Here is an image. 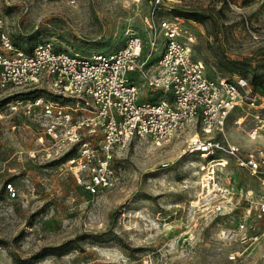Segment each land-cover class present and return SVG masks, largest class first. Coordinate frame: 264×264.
<instances>
[{
    "label": "rangeland",
    "instance_id": "obj_1",
    "mask_svg": "<svg viewBox=\"0 0 264 264\" xmlns=\"http://www.w3.org/2000/svg\"><path fill=\"white\" fill-rule=\"evenodd\" d=\"M151 18H177L191 29L193 54L209 76L244 77L253 92L264 95V0H0L2 29L24 50L51 40L59 50L109 53L134 31L147 41ZM162 41L161 36L149 61L160 55ZM149 49L145 44L144 57ZM32 94L47 91L14 92ZM255 112L237 108L228 118L225 136L239 147L240 157L264 149V128L250 136ZM260 114L264 119V109ZM40 123L0 107V264L264 262V218L254 208L258 178L234 156L217 152L214 163H227L214 166L216 181L231 188L234 208L218 214L206 209L219 197L202 187L210 167L201 169L200 155L185 152L192 127L161 146L132 138L115 154L109 183L91 192L88 175L71 168L80 155L77 147L45 157L48 143L37 141ZM165 161L169 164L162 166ZM243 216L245 234L261 235L258 241H244L236 232ZM232 252L238 253L234 261L228 258Z\"/></svg>",
    "mask_w": 264,
    "mask_h": 264
},
{
    "label": "built area",
    "instance_id": "obj_2",
    "mask_svg": "<svg viewBox=\"0 0 264 264\" xmlns=\"http://www.w3.org/2000/svg\"><path fill=\"white\" fill-rule=\"evenodd\" d=\"M147 26V41L134 31L117 50L87 56L59 50L51 40L21 49L3 31L0 19V107L18 117L27 114L41 120L37 141L48 143L44 147L46 158L64 148L77 147L78 159L71 157L69 162L76 160L71 168L88 175L86 187L91 192L109 183L115 154L132 138L161 146L182 129L192 127L185 152L200 155L205 163L201 169L210 167L202 187L219 197L206 209L218 214L234 208L231 188L216 181L214 166L227 163H214L220 151L234 156L258 178L260 189L254 208L256 215L264 218V149H249L240 157L239 147L225 136L228 118L237 108L256 110L252 116L257 122L250 136L260 134L264 128L260 114L264 95L253 92L244 77L228 80L209 76L204 62L193 54V32L177 18H151ZM161 36L160 55L151 62L148 58L158 48ZM145 44L150 49L144 57ZM27 87L34 91L44 88L47 94L14 95ZM168 164L165 161L162 166ZM5 188L13 195L16 192L12 183ZM246 195L252 196V190H246ZM246 218L238 220L236 232L242 233L244 241L256 242L261 235L245 234ZM237 256L232 252L228 258L234 261Z\"/></svg>",
    "mask_w": 264,
    "mask_h": 264
},
{
    "label": "bare ground",
    "instance_id": "obj_3",
    "mask_svg": "<svg viewBox=\"0 0 264 264\" xmlns=\"http://www.w3.org/2000/svg\"><path fill=\"white\" fill-rule=\"evenodd\" d=\"M75 172L77 173V170L75 169ZM209 179V177H207V180Z\"/></svg>",
    "mask_w": 264,
    "mask_h": 264
}]
</instances>
